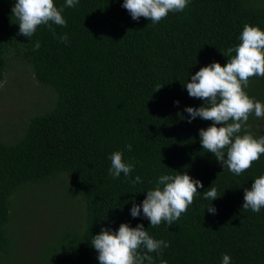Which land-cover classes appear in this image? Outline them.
I'll list each match as a JSON object with an SVG mask.
<instances>
[{
  "label": "trees",
  "instance_id": "obj_1",
  "mask_svg": "<svg viewBox=\"0 0 264 264\" xmlns=\"http://www.w3.org/2000/svg\"><path fill=\"white\" fill-rule=\"evenodd\" d=\"M15 3L0 0V85L13 60H28L57 100L50 111L30 118L23 136L0 140V261L99 264L93 237L126 223L143 224L154 239L169 242L160 256L150 253L155 264L161 258L168 264H222L224 254L230 264H264V208H242L244 189L264 175V154L233 174L202 148L199 131L213 122L197 117L189 123L184 111L204 104L188 94L191 76L212 63L226 66L223 54L239 45L245 24L264 31V0H190L183 12H169L155 24L133 20L124 0H79L64 7L67 27L52 25L55 37L41 25L30 38L18 35ZM54 4L60 8L66 0ZM62 34L66 44L57 38ZM245 91L264 103V77L249 78ZM247 124L255 136L264 135V117L253 113ZM116 151L135 165L128 177L108 174ZM185 172L203 188L171 227H151L142 208L139 217L131 216L133 202L142 204L161 175ZM136 176L142 182L133 186ZM51 186L54 192L40 193ZM211 186L219 198L205 200ZM22 193L65 213L57 233L29 261L17 256ZM210 204L215 214L207 211Z\"/></svg>",
  "mask_w": 264,
  "mask_h": 264
},
{
  "label": "clouds",
  "instance_id": "obj_2",
  "mask_svg": "<svg viewBox=\"0 0 264 264\" xmlns=\"http://www.w3.org/2000/svg\"><path fill=\"white\" fill-rule=\"evenodd\" d=\"M78 2L66 0L64 6L57 8L54 0H16L12 14L19 21L18 35L30 38L38 26L44 25L55 37L52 25L67 27L62 16L64 7H75ZM189 3L190 0H124L122 7L133 20L138 21L144 17L155 24L169 12H183ZM57 38L61 43L68 42L67 34ZM239 39L238 46L229 47L223 54L228 57L226 66L212 63L191 76V82L185 85L188 94L202 99L204 104L199 108L184 109L190 117L189 123L197 117L213 122L206 130L199 131L202 148L214 154L224 169L227 168L237 176L248 170L264 154V135L255 136L247 124L253 113L257 118L264 117V103L250 98L245 91L249 87V78L264 77V31L245 24ZM40 46V42L36 41L34 50H39ZM126 147L131 151V144ZM109 159L111 167L108 174L113 179L119 178L121 173L128 177L135 169L134 164L123 161L122 151L113 152ZM141 182L140 176L131 180L133 186ZM198 187L203 188L202 182L193 180L186 172L161 175L153 189L146 192L142 204L133 202L130 214L133 218L139 217L142 208L143 216L150 221L151 227H157L162 222L171 227L182 213L187 212L198 193ZM203 196L205 200L213 201L219 198L218 190L211 186ZM242 208L243 211L250 209L253 213H259L264 208V175L254 180L250 190L244 189ZM206 209L209 213H216L211 204ZM91 244L99 253V264H155L150 253L155 252L160 256L163 249L170 246L167 241L154 239L143 224L132 228L126 223H122L118 231L101 228L100 234L93 237ZM230 261L231 257L224 254L222 264H230ZM160 264L168 262L161 258Z\"/></svg>",
  "mask_w": 264,
  "mask_h": 264
},
{
  "label": "rangeland",
  "instance_id": "obj_3",
  "mask_svg": "<svg viewBox=\"0 0 264 264\" xmlns=\"http://www.w3.org/2000/svg\"><path fill=\"white\" fill-rule=\"evenodd\" d=\"M56 100L57 92L37 81L28 60H13L0 85V140L13 143L23 136L30 118L50 111ZM51 187L42 188L40 193L54 192L55 186ZM33 198V194L25 193L19 197L16 224L22 239L17 249L20 260H31L34 250L57 233L65 216L64 211L51 209L49 201L47 204L41 201L36 205ZM0 264L16 263L1 260Z\"/></svg>",
  "mask_w": 264,
  "mask_h": 264
}]
</instances>
